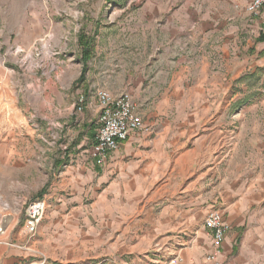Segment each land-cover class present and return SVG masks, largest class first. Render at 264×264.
<instances>
[{
	"label": "crops",
	"instance_id": "1",
	"mask_svg": "<svg viewBox=\"0 0 264 264\" xmlns=\"http://www.w3.org/2000/svg\"><path fill=\"white\" fill-rule=\"evenodd\" d=\"M170 4L168 8L169 3L162 2L155 8L161 12H157L156 17L164 20L154 33L158 44L154 49H148L144 29L148 22L157 20L154 15L143 13L138 14L143 22L136 37L139 45L132 44L130 36L129 42L122 41L127 46L122 54L118 52L120 48L114 50L109 43L105 50L96 52L101 57L97 59L102 67L107 68L112 62V68L116 66L121 71L111 72L104 81L96 77L92 84L94 93L98 87L111 95L128 91L146 128L121 142L107 156L102 172L96 171L91 159L95 143L91 116L73 109L78 87L67 93L50 88L52 91L44 98L46 104L38 112L45 120L65 123L60 146L66 151L60 153L63 161L59 159L57 163L53 161L55 156L52 158L50 134L53 130L49 124L43 121L40 127H34L28 124L32 120L26 111L14 105L4 108L0 115L3 121L0 126V264H37L34 251L50 242V236L41 234L30 242L24 229L26 203L34 200L36 192L45 184L47 188L41 199L47 202L49 212L59 214L60 221V214L67 216L86 210V206H68L64 201L78 200L85 191L98 189L100 182L105 183L102 191L106 198L111 195L127 199L121 200L119 205L128 211L131 197L147 188L167 162L178 166L180 161L195 158L200 150L209 156L211 151L214 154L217 150L219 157L222 127L218 123L226 116V105L222 108L220 105L227 101L228 84L246 73L259 71L264 77V7L250 15L245 10V0H171ZM181 47L185 48V55ZM153 69L155 73L151 74ZM79 73L76 72L74 80ZM185 86L187 91L191 89L197 95L201 108H172V99L184 93ZM90 87L83 84L80 88L86 94L85 108L98 119L99 106L87 93ZM209 102L213 104L206 107ZM256 129L252 125L239 129L231 158L240 170L245 166L239 174L238 169L230 176L223 169L222 173L220 169L217 172L220 160L204 164V167L213 166L206 167L202 177L213 171L210 175L214 178L217 173L218 190L225 196L238 198L224 208V215L221 214L230 230L214 259H207L214 251L211 233L202 224H188L195 227L194 233L179 264H264V184L258 183L264 182V142L260 153L257 147L245 150L247 144L256 143L253 136L245 141L246 133ZM169 150H174L176 155L167 160ZM61 163L63 169L57 177L52 170L59 171ZM242 177L245 183L237 188L235 184L243 181ZM228 178L235 183L227 186ZM64 195L72 198L65 199ZM96 198L100 200L98 195ZM95 203L94 200L90 205L96 206ZM202 213L204 218L205 210ZM57 246L60 249L65 244L58 239ZM47 254L49 263L62 264L60 255L52 259Z\"/></svg>",
	"mask_w": 264,
	"mask_h": 264
},
{
	"label": "rangeland",
	"instance_id": "2",
	"mask_svg": "<svg viewBox=\"0 0 264 264\" xmlns=\"http://www.w3.org/2000/svg\"><path fill=\"white\" fill-rule=\"evenodd\" d=\"M162 2H168L169 6L166 5L168 8L171 6V0H0V115L4 113V108L14 105L16 109L30 114L32 122H28L29 125L40 127L43 121L47 126L49 124L48 127L53 130L50 134L51 148L54 152L52 158L55 156L53 161L59 162L60 153L66 151V148L60 146L65 123L51 122L38 114L46 104L44 98L52 91L50 88L65 93L75 90L76 87L80 89L73 102V109L79 114H90L96 135L98 119L93 112H88L85 108L86 94L80 87L83 84L91 86L87 93L96 105L98 103L94 93L95 87L92 86L96 82V77L104 81L108 79L106 75L111 72L121 71L116 66L112 68V62L108 66L110 68L102 67V63L97 59L101 57L97 56L96 52L100 49L105 50L109 43V47L114 50L120 48L118 52L122 54L127 47L122 41L129 42L130 36L133 39L131 43L139 45L137 39L139 26L143 22L138 18V14L143 13L154 15V19L160 21L148 22L144 29L148 49H154L158 45L154 41V33L160 29L159 25L164 20L156 17L161 12L155 8L161 6ZM157 3L159 4L156 6ZM87 42L89 46L86 45ZM86 49L90 51V57L84 62L83 51ZM183 50L185 48L181 47V52L185 55L186 50L184 52ZM108 54L117 56L110 52ZM186 55L189 56L188 53ZM100 61L103 62L104 59ZM83 69L85 70L83 81L77 82ZM77 71L80 73L74 80ZM153 73L154 69L151 74ZM72 85L75 86L74 89ZM184 90V93L181 92L172 99L175 105L172 108L192 110L201 108L197 95L191 89L187 91L186 86ZM122 93L129 94L128 91L120 94ZM51 96L54 98V93L51 92ZM79 98L83 99L80 110L76 107ZM226 98V103L221 102L220 105L221 108L226 105V116L218 123L222 127L219 157L217 150L214 154L211 151L210 156L200 150L195 158L180 161L178 166L167 162L147 188L140 190L136 197H131L128 211L119 205L121 200L127 199L114 198L111 195H107L106 198L105 192L102 191L105 183L100 182L98 189L85 191L78 200L76 198L64 201L68 206L79 204L86 206V210L72 212L67 216L60 214V221L59 214L49 212L47 202L41 199L47 184L38 190L35 199L28 201L24 208L25 211L26 207L35 201H43L45 204L43 217L36 227V234L31 239L26 237L30 242L39 234L51 238L47 245L40 248L41 250L34 251L37 264L59 263L58 261L49 263L47 252L52 259L60 255L62 264H179L182 252L189 246L194 233L195 227L188 224L203 225L210 211H218L224 215V208L238 199L236 195L228 197L218 190L220 182L215 178L217 173L214 178L210 175L213 171L205 178L202 177L203 170L213 166L210 164L204 167V164L220 160L221 164L216 170L219 172L220 169L222 173L223 169L228 176L237 169L238 174L244 170L245 166L240 170V166H236L231 159L241 127L250 125L257 127L253 133L248 134L245 131L242 133V135L246 133L245 141L248 136H253L255 144H258L255 146L249 143L245 150L257 147L260 153L263 145L261 143L264 142L262 74L259 71L254 74L246 73L231 80ZM211 104L213 102L205 105L209 107ZM142 121L144 123L143 119ZM2 122L0 119V126ZM42 144L47 148V143ZM169 155L167 160L176 155V152L169 150ZM258 156L261 159L262 155ZM93 163L96 171L102 172L105 169L106 160L102 166H97L94 160ZM60 167L59 171L52 170L57 177L62 172V163ZM242 179L243 181H237L235 184L237 188L245 183V177ZM233 183L235 182L228 178L227 186ZM97 195L100 200L96 198ZM64 198L72 197L64 195ZM94 200L97 205H90ZM203 210L206 212L204 218ZM8 217L10 216L6 215V218ZM222 220L227 227L226 235L230 225L223 216ZM58 239L65 244L64 248L63 246L58 248Z\"/></svg>",
	"mask_w": 264,
	"mask_h": 264
},
{
	"label": "built area",
	"instance_id": "3",
	"mask_svg": "<svg viewBox=\"0 0 264 264\" xmlns=\"http://www.w3.org/2000/svg\"><path fill=\"white\" fill-rule=\"evenodd\" d=\"M263 7L264 0H245V10L249 14H256ZM95 96L99 106V116L91 157L97 166H102L107 156L114 152L121 142L126 141L134 132L146 128L128 93L113 96L105 89L98 88L95 90ZM82 102V98L77 100L78 110L81 109ZM44 208L43 201L32 202L26 207L24 229L28 239L36 234V227L43 217ZM203 225L212 235L214 251L207 259L213 260L227 227L218 211H210Z\"/></svg>",
	"mask_w": 264,
	"mask_h": 264
},
{
	"label": "trees",
	"instance_id": "4",
	"mask_svg": "<svg viewBox=\"0 0 264 264\" xmlns=\"http://www.w3.org/2000/svg\"><path fill=\"white\" fill-rule=\"evenodd\" d=\"M86 45L89 46V42H87ZM87 49H89V48H87ZM87 49L83 51V61H84V62H85L86 60H88L89 57H90V51H89L90 49H89V50H87ZM84 74H85V70L83 69V70H82V74H81L80 77L78 78L77 82H81V81H83V75H84ZM72 88L74 89L75 86L72 85ZM41 193H42V190H41Z\"/></svg>",
	"mask_w": 264,
	"mask_h": 264
},
{
	"label": "bare ground",
	"instance_id": "5",
	"mask_svg": "<svg viewBox=\"0 0 264 264\" xmlns=\"http://www.w3.org/2000/svg\"><path fill=\"white\" fill-rule=\"evenodd\" d=\"M130 95V94H129ZM98 103V102H97ZM139 132V131H138ZM135 133V132H134ZM124 142V141H123ZM39 211H40V209H39ZM26 212V211H25ZM26 234V233H25Z\"/></svg>",
	"mask_w": 264,
	"mask_h": 264
}]
</instances>
